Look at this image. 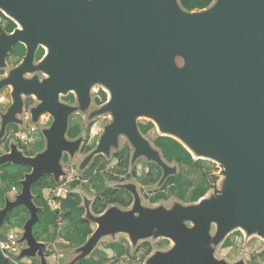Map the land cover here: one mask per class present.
I'll use <instances>...</instances> for the list:
<instances>
[{"label":"water","instance_id":"95a60500","mask_svg":"<svg viewBox=\"0 0 264 264\" xmlns=\"http://www.w3.org/2000/svg\"><path fill=\"white\" fill-rule=\"evenodd\" d=\"M0 9L20 26L13 33L1 28L0 66L13 44L27 46L24 62L0 81V88L8 82L14 86V104L3 114L0 139L22 111V93L39 99L32 108L35 121L45 112L54 116L44 129V151L27 155L13 143L0 155V167L8 162L31 167L21 192L0 208L1 225L16 207L29 209L22 236L28 246L21 257L38 253L45 261V243L34 234L40 207L32 187L43 174L58 180L63 151L73 154L81 143L66 137L69 115L77 107L61 102L60 94L76 91L85 109L94 82L103 83L111 99L91 115L109 109L114 119L82 167L93 155L109 153L118 135L126 134L137 146L135 157L147 154L168 174L137 124L138 116H148L192 153L220 160L226 179L212 198L177 204L174 211L143 206L136 185L121 184L135 194L134 207L113 205L96 215L88 205L87 218L97 227L72 264L103 235L116 231L128 232L135 242L153 232L175 241L147 264H232L214 257L210 240H221L235 226L264 236V0H215L196 10L185 9L179 0H0ZM40 45L49 52L34 66ZM34 70L45 77H23ZM213 223L218 226L214 238Z\"/></svg>","mask_w":264,"mask_h":264},{"label":"rangeland","instance_id":"374dc122","mask_svg":"<svg viewBox=\"0 0 264 264\" xmlns=\"http://www.w3.org/2000/svg\"><path fill=\"white\" fill-rule=\"evenodd\" d=\"M214 2L215 0L210 6ZM3 21L4 19L0 17V26ZM40 51L41 48L39 49ZM44 51L46 52L45 47ZM40 61H36L34 66ZM20 63V58L14 55L10 56L7 59V65L4 67V71H10L15 65ZM35 74L39 76L44 74V77L46 75L40 70H34L25 72L23 77L29 76L32 78V76H36ZM102 90L107 92V97L102 95ZM71 92L74 94V98L70 96L69 93ZM110 97V91L101 82H94L92 84L90 89V102L85 109L82 108L76 91L60 94L59 99L61 102L77 107L69 115L68 127L79 125L81 130L76 138H71L68 134H66V137L67 139L73 140L80 138L81 143L73 154L68 150L63 151L60 159L63 173L60 175V178L56 180L52 174L48 179L50 182H53L54 186L52 189L46 188L44 194L47 196L52 208L61 206L55 197H65L70 192H76L79 194L81 204L86 210L84 216L87 217L88 205L91 211L97 215L99 213L92 210V202L96 196L106 187H120L121 184L126 183L136 185L143 206L150 208L163 207L170 211H174L177 204L181 206L197 205L203 199L212 198L216 193V189H224L226 176L223 170L225 166L220 160L194 153H192V162L183 163L167 160L154 143L158 135L164 134L156 122H154V127L150 128L146 133L142 132L141 135L151 148L159 151L163 162L170 169L168 174L165 173L164 166L147 154H139L135 157L137 146L131 142L126 134L118 135L117 143H112L109 146V153L104 152L93 155L90 161L82 167L81 165L86 156L99 146L106 127L113 122L114 118L109 109L99 114L91 115L96 110L106 106L111 99ZM13 99L11 86L0 89V117L8 111L13 103ZM23 99L25 106L21 112L16 113V117L19 119L17 128L11 126L7 130V134L0 141V155L11 151V143L16 144L18 141L26 144L27 149L31 153L30 155L33 156L47 148V137L45 136L44 129L52 125L54 116L49 112H45L39 117L38 121L33 120L32 108L39 103V99L31 94H23ZM148 121L153 120L148 116L137 117L138 126L140 123L146 124ZM19 149L24 150L23 148ZM125 149L129 151V166L125 171L121 172L115 169L118 160L115 157V153ZM154 163L155 165L157 164L160 172L154 174L156 181L146 183L144 180L149 170L153 168L152 164ZM155 170L157 171V169ZM177 174L182 175V180L185 184L172 183L165 189H162V184L165 179L169 175ZM164 176L165 178L163 180ZM73 181L78 182L76 185H73ZM205 181L210 184L208 192L199 200L193 201L191 197L192 190ZM0 186L6 190V196L0 208L5 205L7 198L15 199L17 194L22 190L21 181H2L0 179ZM125 189L122 195L131 199L132 203L129 206L115 203L110 204L107 208L115 205L123 210H130L134 207L135 194L129 189ZM161 191L165 193V196L156 198L157 193ZM35 197L36 193L33 192L34 201ZM35 203L37 204L36 201ZM66 210L62 209V212ZM29 217V209L24 205H20L13 210L11 215L7 216L2 225L0 224V244L5 254L21 264H72L75 257L81 253L80 247L92 235L90 234L87 240L81 245L67 240L64 236L74 230V224L68 219L60 218L58 223L50 226L49 231L40 239V241L45 243V261H43V258L38 253L30 257H21L22 250L28 246L27 241L23 240L22 236L24 233V225ZM182 221L187 226L194 225V222L191 220L184 219ZM92 222L95 230L97 223ZM217 230V224L213 223L211 228L212 238L215 237ZM175 244V241L171 237L164 234H156V232L146 237H139L135 242L128 232L116 231L103 235L86 257L91 256L99 259L103 264H147L148 260L154 254L157 252H167ZM110 245H114V249ZM207 247L213 250L215 258L224 259L228 263L264 264V236L259 235L257 232L248 233L241 226H235L228 230L224 237L217 242L213 239L210 240ZM79 260L74 264H80Z\"/></svg>","mask_w":264,"mask_h":264},{"label":"trees","instance_id":"16d2710c","mask_svg":"<svg viewBox=\"0 0 264 264\" xmlns=\"http://www.w3.org/2000/svg\"><path fill=\"white\" fill-rule=\"evenodd\" d=\"M214 0H179L180 4L187 10L204 9L210 6ZM0 15L6 19L5 28L7 31H12L16 26V22L9 18L0 10ZM26 52V47L22 43H16L12 49L13 54L24 55ZM44 52V48L38 53L41 56ZM104 97H107V92L105 90L101 91ZM70 96L74 98V94L71 92ZM153 121H148L146 124H139V129L141 132H148V130L154 127ZM80 126L75 125L68 128L67 134L71 138H76L80 134ZM154 143L161 150L163 156L170 161L188 163L193 161L192 152L186 147V145L177 139L176 137L168 134H160L156 137ZM27 155H30L28 149L25 150ZM115 157L118 159L116 162V168L119 171H125L129 166V151L126 149L123 151H117ZM96 159V158H95ZM152 169L149 170L147 177L145 178L146 183H151L156 181L154 174L160 172L157 164H152ZM157 169V171L155 170ZM31 171L29 165L23 164L18 165L14 163H5L0 167V179L2 181H21L25 178L26 173ZM52 174H43L39 181L36 182L32 191L36 193L35 201L40 206L39 210V220L34 226V234L38 240L42 239V236L49 231L50 226L56 225L60 218L68 219L72 224H74V230L67 233L64 238L73 241L79 245L83 244L88 236L93 233L94 227L93 222L84 216L86 210L81 204L80 196L76 192H70L65 197H55L60 202V207L52 208L48 202L47 196L44 194L46 188H53V182L48 179ZM87 178V177H86ZM78 181H73L72 184L76 185ZM177 183L180 185L185 184L182 180V175H169L164 183L162 184V189H165L169 184ZM210 184L208 182H203L196 186L191 193L193 201L199 200L203 197L209 190ZM126 189L122 187H106L101 191L94 201L92 202V210L96 213L103 212L110 204H121L123 206H129L132 203L131 199L122 195ZM6 196L5 188L0 186V205L3 204ZM165 196L163 191L157 193L156 198ZM62 209H67L62 212ZM14 210V209H13ZM13 210L9 213L12 214ZM8 215V216H9ZM114 249V245H110ZM264 253V250H263ZM80 264H103L99 259L93 258L91 256L85 257L79 260ZM0 264H21L17 260H14L7 254H5L4 249L0 244Z\"/></svg>","mask_w":264,"mask_h":264},{"label":"flooded vegetation","instance_id":"af4514ba","mask_svg":"<svg viewBox=\"0 0 264 264\" xmlns=\"http://www.w3.org/2000/svg\"><path fill=\"white\" fill-rule=\"evenodd\" d=\"M1 10V9H0ZM2 11V10H1ZM3 12V11H2ZM5 15H7L6 13H4ZM8 16V15H7ZM0 17L1 18H3V16L2 15H0ZM9 18H11L10 16H8ZM4 19V21L2 22V25L0 26V33H1V28L2 29H4L7 33H13L14 32V30L15 29H17L18 27H20V26H18V23L13 19V18H11V19H13L15 22H16V24H17V26L12 30V31H7L6 30V28H5V25H6V19L5 18H3ZM16 43H22V44H24L25 45V47H26V52H25V54L24 55H17V54H13L12 53V49H13V47H14V45L16 44ZM15 44H13V47H12V49L8 52V54L6 55V57H5V64L4 65H1L0 66V81H2L3 79H6V78H8L10 75H11V72H12V70L13 69H15V68H17L19 65H21L23 62H24V59H25V56H26V54H27V46H26V44L24 43V42H16ZM40 48H44L42 45H40L39 47H37V49H36V51H35V56H34V59H33V65L35 64V62L36 61H40V60H42L43 59V57L47 54V49H46V52L44 51L43 53H42V55L41 56H38V52H39V49ZM46 48V47H45ZM45 53V54H44ZM16 56V57H18V58H20V60H21V63L20 64H17V65H15L14 66V68H12L10 71H4V67L7 65V59H8V57H10V56ZM36 75V74H35ZM38 77H39V79H43L44 78V74H42L41 76H39V75H37ZM33 77V76H32ZM25 78H31V77H29V76H26ZM7 86H11L12 87V95H13V89H14V86H13V84L12 83H6V84H4V88L5 87H7ZM3 87H1V88H3ZM0 88V89H1ZM23 94H25V93H22L21 94V97H22V99H23ZM70 94V93H69ZM32 96H33V94H31ZM13 103H14V99H13ZM13 103H12V105H13ZM11 105V106H12ZM10 106V107H11ZM24 106H25V103H24V99H23V106H22V110H23V108H24ZM10 107H9V109H10ZM8 109V110H9ZM50 113V112H49ZM43 114V113H42ZM42 114H40L39 115V117L42 115ZM39 117H38V120H39ZM33 118V117H32ZM16 121H12V122H10V123H8V125H7V127H6V130H5V134H4V136L7 134V130L9 129V128H11V126H14L15 128H17L16 126H17V124H18V122H19V119L16 117ZM2 120H3V115L0 117V129H1V125H2ZM34 120V119H33ZM38 120H36V121H38ZM13 124V125H12ZM4 136L0 139V141L4 138ZM12 144L13 143H11V149H12ZM17 147L18 148H23L24 150V153H25V150L27 149V145L26 144H24V143H22L21 141H18L17 143Z\"/></svg>","mask_w":264,"mask_h":264},{"label":"bare ground","instance_id":"6f19581e","mask_svg":"<svg viewBox=\"0 0 264 264\" xmlns=\"http://www.w3.org/2000/svg\"><path fill=\"white\" fill-rule=\"evenodd\" d=\"M46 49H47V53L49 52V49H48V47H46Z\"/></svg>","mask_w":264,"mask_h":264}]
</instances>
